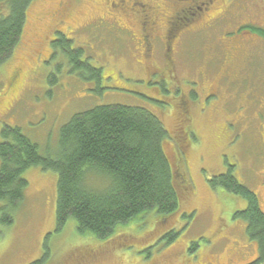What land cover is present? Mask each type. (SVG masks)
Masks as SVG:
<instances>
[{"label": "rangeland", "instance_id": "rangeland-1", "mask_svg": "<svg viewBox=\"0 0 264 264\" xmlns=\"http://www.w3.org/2000/svg\"><path fill=\"white\" fill-rule=\"evenodd\" d=\"M144 1L163 13L156 32L162 36L171 0ZM130 3L32 1L21 40L0 65V129L19 127L41 155L57 157L60 129L74 114L96 105L143 107L166 129L165 151L173 170L184 171L189 189L180 190L175 213L143 214L98 239L79 234L73 218L55 231L57 173L31 166L22 172L27 185L11 209L12 222L0 221V264H264V251L247 237L244 221L232 218L246 200L209 183L230 169L264 212V105L258 103L264 55L233 66L221 82L214 59L222 34L201 28L204 15L183 20L180 13L170 25L179 39L168 66L163 44L152 54L142 49ZM6 11L0 4V15ZM56 31L71 39L64 48L82 49L79 61L100 69V89L90 68L72 70L62 49L53 52ZM5 205L0 201V208ZM170 229L174 238L157 243Z\"/></svg>", "mask_w": 264, "mask_h": 264}, {"label": "trees", "instance_id": "trees-1", "mask_svg": "<svg viewBox=\"0 0 264 264\" xmlns=\"http://www.w3.org/2000/svg\"><path fill=\"white\" fill-rule=\"evenodd\" d=\"M32 1L0 0L7 7L0 15V65L20 42ZM56 38L53 52L62 49L72 70L90 68L92 81L100 89V69L79 61L81 48H64L71 39L63 33L56 31ZM167 139L162 122L147 109L118 104L96 105L74 114L60 129L57 157L41 155L19 127L4 124L0 129V201L6 204L0 208L2 225L12 222L11 209L21 201L27 185L22 172L31 166L57 173L55 231L73 218L79 234L105 239L115 234L118 225L143 214L166 217L175 213L181 189L188 190L189 184L184 171L173 170L164 148ZM209 183L246 200V207L232 218L244 221L247 237L263 252L264 212L256 194L230 169L213 175ZM176 233L170 229L156 241L165 238L167 244Z\"/></svg>", "mask_w": 264, "mask_h": 264}, {"label": "flooded vegetation", "instance_id": "flooded-vegetation-1", "mask_svg": "<svg viewBox=\"0 0 264 264\" xmlns=\"http://www.w3.org/2000/svg\"><path fill=\"white\" fill-rule=\"evenodd\" d=\"M121 2L126 5L128 0ZM171 2V15L165 19L169 30L166 27L162 36L156 33L160 27L162 12L144 0H131L130 5H127L132 11L130 12L132 17L138 18L142 49L152 54L163 44L168 66L174 64L171 55L178 52V47L174 49L172 45L174 39H179L176 33L171 32L170 25H173L172 19L180 13H184L185 19H189L191 15H197L199 18L204 15L201 28H217L218 33L222 34L215 49L214 59H218V66L222 70L221 82L229 80L232 69L238 64L240 66L246 62L248 64L264 55V47L255 45L257 40L264 42V0H171ZM175 26L176 22L174 28ZM262 89L264 90V87ZM259 96L262 99L259 98L258 103L264 105V91Z\"/></svg>", "mask_w": 264, "mask_h": 264}]
</instances>
